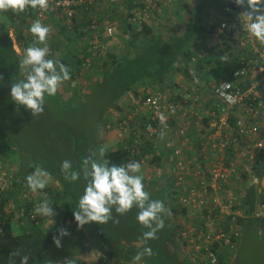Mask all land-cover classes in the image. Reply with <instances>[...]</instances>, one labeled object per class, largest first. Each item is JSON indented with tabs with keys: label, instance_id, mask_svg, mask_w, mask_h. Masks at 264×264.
Here are the masks:
<instances>
[{
	"label": "built area",
	"instance_id": "2783aa9c",
	"mask_svg": "<svg viewBox=\"0 0 264 264\" xmlns=\"http://www.w3.org/2000/svg\"><path fill=\"white\" fill-rule=\"evenodd\" d=\"M100 1L49 0L46 12L28 7L13 14H36L40 19L49 13L58 14L74 27L84 21V9ZM143 2V15L136 17L140 22L150 17L157 4L153 0ZM94 11L88 13L92 21L83 30L90 31L87 35L92 36V49L97 53L99 47L108 49L114 27L104 26L102 30ZM245 20L246 16L224 15L214 34H209L211 38L224 34L231 46L227 55L234 58L236 66L226 78L206 85L194 67H188L182 73L185 83L179 90L141 88L135 100L123 103V110H113L106 125L118 146L127 150L125 162L138 160L146 165L158 162L155 158L163 159L162 167L144 174L145 186L163 175L165 199L177 210L179 241L191 264H234L246 219L264 222V46L250 38L244 29ZM202 55L192 56V61ZM91 65V58H85L81 73ZM18 168L0 152V235L8 225L23 226L28 221L46 228H67L71 217L58 222L54 217L35 215L34 209L42 200L51 201L47 194L26 188L6 198V193L15 189ZM51 183L55 190H63L57 179H50L47 186ZM246 183L255 189L252 207L246 200ZM260 228L264 243V225ZM93 253L98 256L96 264H150L123 254L111 257L98 250Z\"/></svg>",
	"mask_w": 264,
	"mask_h": 264
},
{
	"label": "trees",
	"instance_id": "16d2710c",
	"mask_svg": "<svg viewBox=\"0 0 264 264\" xmlns=\"http://www.w3.org/2000/svg\"><path fill=\"white\" fill-rule=\"evenodd\" d=\"M145 6L146 3L140 0H101L96 6L89 5V8L84 9L86 11L84 21H80L74 27H70L66 20L58 14L49 13L40 19L36 14L19 17L10 10L0 12V21L6 20L8 22V27L6 25L3 27V23L0 24V72L3 73L0 90L8 94L11 84L20 77L19 61L22 56L18 54L15 44H18L21 49H25L31 44L33 37L28 39L26 30L30 33L29 26L36 19H40L49 26L52 21L55 25L60 26L59 35L54 36V40L49 42V46L54 48H50L51 54L64 63L68 61L63 56L69 53L74 55L79 65L75 74L78 75L82 71V64L87 57L91 58L92 64L96 61L101 63L102 75L98 80L93 81L91 89L93 92L99 86L104 88L102 93L108 97L106 109L111 107L112 109L123 110V103H130L135 100L141 88L175 89L177 87L176 77L191 66L194 67L203 82L206 85L210 84V86L217 84L233 71L236 61L231 57L232 67L227 68L217 81H209L208 77L213 74L208 68L210 62L206 61L204 57L205 46L203 43L208 33L215 32L219 23L207 25V23L196 20V14L186 19L185 16L183 17L184 4L176 8L172 5H160V12L157 8L151 9L153 13H158V20H164V31H160L146 20L142 22L137 20L136 17L139 18L143 15ZM97 8L99 13L101 11L98 22L102 30L104 26L114 27L116 33H118L117 29L118 31L121 29L119 37L122 45L117 53L110 52L109 47L107 50L99 47L98 52L95 53L92 49V36L87 35L90 34V31L83 30L84 26H88L89 22L92 21L88 13ZM224 15L237 16L235 12L228 9L224 10ZM70 30H74V32ZM58 36L62 38L59 39ZM216 38L220 41L219 53L225 58H229L227 51L231 49V46L228 44L225 35L221 34L220 37L216 36ZM81 52L84 53L83 56L80 55ZM199 54H203L202 57L198 58L197 61H192V56ZM1 68H4V71H1ZM40 115L47 118L44 114ZM101 125L103 126V123ZM2 137L0 136V152L7 160H11L15 150L8 139ZM148 148L150 149V145ZM127 154V150L121 145L108 150L106 156L112 163L120 164L126 161ZM33 171L34 167L28 160H25L16 172L18 181L14 183L15 189L7 192L6 198L15 196L26 189L25 177ZM163 181V175L156 176L153 180L154 184L146 187V190L150 192L153 199H160L165 202L166 207L170 209V215L164 216V227L159 230L157 238L147 242V246L153 250V255H145L141 259L150 264H191L182 251L179 241L180 226L176 221L177 210L170 207L165 199ZM254 190V187L246 183V200L251 204V207L255 203ZM55 191L57 190L53 187L47 186L40 192H44L47 196L50 194L56 213L54 215L56 221L59 222L66 217H71L73 222V211L76 210V203L71 197H60L62 196L60 193L53 195L52 193ZM137 211L138 209L133 207L124 215L114 212L113 218L106 223V235L102 239H98L95 248L111 257L121 254L135 257L138 252L143 251L146 245L143 242L142 233L147 229L136 220ZM261 224L264 225V222L253 218L246 219L245 230L238 241V246L245 238L250 240L249 242L261 241L263 243ZM58 229H60L58 225L46 228L42 224L30 221L23 226L8 225L4 234L0 235V264H20L21 257L25 255L29 257L28 264H38L40 256L53 243V236L58 235ZM93 252L82 258L79 263L96 264L98 256ZM220 264L228 263L221 261Z\"/></svg>",
	"mask_w": 264,
	"mask_h": 264
},
{
	"label": "rangeland",
	"instance_id": "374dc122",
	"mask_svg": "<svg viewBox=\"0 0 264 264\" xmlns=\"http://www.w3.org/2000/svg\"><path fill=\"white\" fill-rule=\"evenodd\" d=\"M154 2L156 0H153V4ZM157 7V4H154L152 9ZM95 11L93 14L100 19L101 11L100 13L98 10ZM157 15L158 13L150 11V17H145L146 21L156 26L157 30L164 31V20H158L159 16ZM222 18L217 17L215 23L210 24H216V22L218 24ZM1 23H3V27L5 25L8 27L6 20L0 21ZM50 27L52 31L48 43L54 40V36H57L60 30V26L55 25L53 21ZM120 30L117 29L118 33H116L114 28V35L109 41L110 52L117 53L121 49ZM72 31L74 32V30ZM26 34L30 39L32 34L28 33L27 30ZM209 34L214 33H208L203 43L205 46L204 57L206 61L210 62L208 68L213 75L208 78L209 81L213 82L221 78L220 76L224 74L226 69L232 67L233 62L231 57L225 58L224 55L219 53L220 41L216 36L211 38ZM58 38L62 37L58 36ZM15 48L17 52H22L20 54L22 56L21 47L15 44ZM83 54V52L80 53L81 56ZM101 69V63L96 61L83 73L76 74L77 76L72 70V76L75 77L71 79L75 91L74 97H64L62 92L67 87L66 84L61 85L55 96L47 98L44 110L47 118L41 115L32 116L23 106L15 105L10 97V92L7 94L0 90V136L7 138L15 150L11 160L14 162H18V159L21 162L28 160L34 170L36 167L47 169L51 173V178L59 180L62 188H64L63 190H57L58 193L65 198H73L74 203H77L84 181L83 179L76 182L66 181L60 171L61 161L72 159L73 166L78 169L83 159L91 155L101 145H106L108 150L119 145L114 133L111 130H106V125L108 120L112 119L114 109L111 107L106 109L108 97L102 93L104 88L99 86L93 92L91 89L93 81L98 80L102 75ZM1 71H4V68H1ZM1 75H3L2 72H0V85H2L3 79ZM101 123H103V126ZM154 165H156V162L142 165L143 174L155 170ZM154 179H152V185ZM49 186L51 188L53 184L51 183ZM105 226L106 224L101 225L92 222L86 224L83 228H78L77 222L74 220L67 227L69 235L61 237V246L57 247L53 242L49 249L40 256L38 264H80L79 261L85 255L96 251L95 246L98 239H102L106 235L107 229ZM249 241L245 238L241 242L237 250L235 264H264L263 243L261 241Z\"/></svg>",
	"mask_w": 264,
	"mask_h": 264
},
{
	"label": "clouds",
	"instance_id": "9594fccd",
	"mask_svg": "<svg viewBox=\"0 0 264 264\" xmlns=\"http://www.w3.org/2000/svg\"><path fill=\"white\" fill-rule=\"evenodd\" d=\"M237 5H246V20L244 29L250 38L264 46V0H234ZM39 9L46 12L49 0H0V12L11 10L20 14L26 8ZM33 40L24 49L19 61L20 77L11 84L10 97L17 106H23L32 116L40 115L45 110L47 98L55 96L61 85L71 80V70L63 61L51 54L48 43L51 27L40 19L34 20L29 26ZM165 124L163 114L159 117ZM165 133L161 131L160 136ZM108 147L101 145L91 155L86 156L79 168L73 166L70 159H64L60 164L63 178L68 182L84 181L82 192L73 211L78 228L97 222L106 224L113 218V213L124 215L135 207L138 209L136 220L147 231L142 233L146 245L138 252L135 260L143 256H152L153 250L147 242L157 238L159 230L164 227V216L170 215V209L160 199H153L145 187V176L142 164L138 160L125 163H112L106 156ZM51 179V173L45 168L36 167L25 177L26 187L32 191L44 190ZM40 217H54L55 209L52 202L45 198L34 209ZM52 225V224H51ZM69 235L67 228L58 229V235L53 236L57 247L61 246V237ZM18 255V253H17ZM28 256H22L20 264H28Z\"/></svg>",
	"mask_w": 264,
	"mask_h": 264
},
{
	"label": "crops",
	"instance_id": "0c3cea01",
	"mask_svg": "<svg viewBox=\"0 0 264 264\" xmlns=\"http://www.w3.org/2000/svg\"><path fill=\"white\" fill-rule=\"evenodd\" d=\"M159 1V3H158ZM174 2V3H173ZM157 3V8L159 11V7L160 5H172L176 7H179L180 5L185 6V10L183 12V17L185 16L186 18H191L192 16H194V14H196V20L201 21L202 23L207 22L208 24L210 23H215L214 21L216 20V18L224 16V10L228 9V10H232L233 12H235L237 15L239 16H245V12L248 11L247 6L246 5H237L234 0H156ZM237 6V8L234 9V7ZM160 12V11H159ZM164 12V11H162ZM196 12V13H195ZM165 14V13H164ZM187 14V15H186ZM215 16V17H214ZM221 20V19H220ZM59 35V34H58ZM19 46V45H18ZM51 48V47H50ZM54 49V48H51ZM22 51H24V49H22ZM60 53V52H59ZM18 54H22L18 52ZM65 59H67L68 62H66V64L69 66L70 70H73V72L75 73V70L78 68V64H77V58L72 55V54H66L65 56H63ZM76 75V74H75ZM74 76H71V79ZM75 78V77H74ZM87 78V77H86ZM185 79L183 78L182 74H179L176 77V84L177 87L174 90H179L182 86V84L185 83L184 81ZM73 82L70 81H66L64 82V84H66L67 89H65L64 92H62L63 96L66 98H72L74 97V89H73ZM79 90V89H77ZM19 161L16 162L18 164V167L21 166V164L25 161H22L20 159H18ZM158 162H156V165H154V168H158L162 167V162L163 159L162 158H157ZM52 179V178H51ZM57 182L59 184H61V182L59 180H57ZM62 185V184H61ZM146 187V186H145ZM64 189V188H63ZM44 193V192H42ZM55 193H57V191L53 192L52 194L55 195ZM45 194V193H44ZM49 194V193H48ZM50 195V194H49ZM56 197V196H53ZM63 197V196H60ZM58 198V197H57ZM93 245V244H92ZM240 247V244L238 246V249ZM237 249V250H238ZM97 250V249H96ZM88 255V254H87ZM86 256V255H85ZM84 256V257H85ZM237 259V257H236ZM236 259L234 264L236 263Z\"/></svg>",
	"mask_w": 264,
	"mask_h": 264
},
{
	"label": "water",
	"instance_id": "95a60500",
	"mask_svg": "<svg viewBox=\"0 0 264 264\" xmlns=\"http://www.w3.org/2000/svg\"><path fill=\"white\" fill-rule=\"evenodd\" d=\"M42 114H44L45 115V113L43 112Z\"/></svg>",
	"mask_w": 264,
	"mask_h": 264
}]
</instances>
